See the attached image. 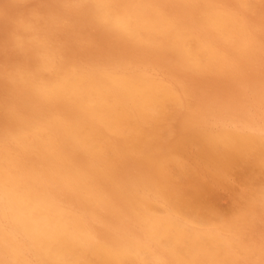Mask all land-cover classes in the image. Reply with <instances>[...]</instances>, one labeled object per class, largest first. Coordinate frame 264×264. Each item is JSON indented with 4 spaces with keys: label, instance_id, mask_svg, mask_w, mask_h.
Returning <instances> with one entry per match:
<instances>
[{
    "label": "bare ground",
    "instance_id": "1",
    "mask_svg": "<svg viewBox=\"0 0 264 264\" xmlns=\"http://www.w3.org/2000/svg\"><path fill=\"white\" fill-rule=\"evenodd\" d=\"M185 1L191 5V0ZM202 3L207 4V0ZM225 3L221 2L219 11L226 17L216 24L220 31L218 40L201 39L197 35L192 38L188 35L189 41L185 39L189 44L196 40L202 45L203 54L196 55L202 60L200 65L203 69L210 67L208 62L211 56L217 60L214 63L223 69V60L228 57L231 68L236 69L238 64L235 62L242 59L239 53L242 45L251 41L245 28V4L238 5L232 0ZM173 5V2H169L167 7ZM164 7L165 1L149 2L152 16L162 23L178 24L185 36L188 27L190 30L200 29L207 23L204 21L207 15H204L199 16L191 26L193 22L189 24L188 14H167ZM213 8L217 9L218 6L213 5ZM214 15L215 11L209 16ZM105 47L107 44H103L102 48ZM248 47L256 52L263 51L261 56L264 57V47ZM105 52L103 50V54ZM51 59L41 63L42 74L54 70ZM143 60L139 57L122 60V72H103L105 69L95 59L90 61V65H99L97 69L87 70L82 61L75 62L77 72L66 77L55 78V74L48 76L45 84L35 92L40 93L24 102L23 109L5 107L8 119L13 118L19 123L16 131L13 126L4 123L1 124L3 128L0 127V202L10 204L18 196H42L61 201L76 213L82 235L71 242L54 240L39 251L27 250L16 241L10 215L0 213V264H189L194 253L204 257L206 264H254L249 263V259L256 256L253 253L254 242L258 240L257 229L261 227L252 226L244 214L237 222L228 224L227 229L232 228L233 234L237 233V238L231 241L232 233L229 230V234L222 236L216 227V222L221 221L222 217L210 210H202L198 205L190 207L188 202L181 199L172 205L166 197L178 191L173 188V181L185 177H180L182 170L179 166H207L199 163L187 149L195 134L203 137L207 133L204 130L206 124L215 122L223 135L233 136L240 126L232 128L230 124L245 119L247 124L240 129L252 130L250 122L254 124L255 118L252 113L243 110V102L249 100L247 94L254 89V93L258 94L256 98L260 97V100L256 105L251 103L247 109L261 111L264 104V70L258 71L251 79L235 71L234 74L240 76L239 85L244 87L237 92L240 101H230L226 106L230 118L225 120L221 117L226 123L215 115L218 110L210 111L203 108L201 103L200 106H192L186 116L189 121L185 125L196 123V126H184L181 134L172 136L169 130L174 127L172 122L175 117L173 120L170 116L173 108L169 110V100H173L172 105L177 108L181 104V93L163 71L142 65L140 62ZM152 83L161 89L158 98L153 96L152 99L149 95L154 93L149 91ZM61 95H65V100ZM178 109L174 110L177 112ZM72 110H75L76 119L67 118ZM17 113L21 114L18 116ZM145 123L148 124L147 130L141 137L145 145L142 149H132L125 138L126 133L131 129L137 130ZM258 131L264 139V127H259ZM113 132L116 135L110 136ZM210 141L204 138L203 146L208 153L218 157L216 148L209 146ZM245 145L246 151L258 152L264 166V140L260 144L248 141ZM127 152L132 156L125 158ZM176 166L178 168L175 169L179 170L173 172ZM156 169L158 174L154 172ZM238 172L245 177V173ZM109 176L118 179L115 188L122 195L121 201L124 203L114 201L105 188L104 185L110 182ZM262 182L263 187H260L263 189ZM105 246L113 252H104L102 247ZM261 249L264 250V247ZM165 250L169 251L163 254ZM96 257L103 259L94 260ZM259 264H264V260Z\"/></svg>",
    "mask_w": 264,
    "mask_h": 264
},
{
    "label": "rangeland",
    "instance_id": "2",
    "mask_svg": "<svg viewBox=\"0 0 264 264\" xmlns=\"http://www.w3.org/2000/svg\"><path fill=\"white\" fill-rule=\"evenodd\" d=\"M93 1L0 0V127L3 128L1 124L4 123L7 126H13L14 131H16L19 121L13 118L8 119V112L5 107L11 108L14 106L16 108L11 109H23L24 102L26 103L34 94L40 93V91L35 92L38 91L41 85L45 84L44 82L47 81L48 76L52 74L56 75L55 78L71 76L74 72H77L75 62L78 61H82L87 70L97 69L99 65L97 67H94L93 64L90 65V61L95 59L97 64H101L100 66L105 69L103 72H122L120 67L122 60L139 57L144 59L140 62L142 65L154 66L157 70L163 71L168 79H172L176 90L181 93L179 95L181 104L177 108L184 112L182 113L179 109L176 112V106L172 105L174 101L169 100L171 105L169 110L173 108L170 111V116H172V119L175 117L172 122L174 127L169 130L172 136L181 134L184 126H196V123L185 125L189 121L186 116L192 106H200L201 103H203V108L206 107L210 111L218 110L219 112H215V115L223 123H226L221 118L223 117L225 120L230 118V111L226 106L231 103L230 101H240L237 92L244 87L238 83L240 76L251 79L255 74H258V71L264 70V57L261 56L263 51L256 52L248 47L251 45L264 47V0H253L254 4L252 0H232L233 3L238 5L240 3L245 4L243 6L247 18H245V28L246 31H249L251 40L249 44L242 45L239 51L242 59L235 62L238 64L236 69L231 68L228 57L223 60L225 68L219 67L214 63L217 60L213 56L209 57V62L208 59H205L210 67L203 69L200 65L202 60L196 55L203 54L202 45L196 40H193V44L188 42L190 36L192 38L196 35L201 39L218 40L220 31L216 24L224 21L226 17L219 9L221 8V2L225 3L229 0H207V4H203V0H191L190 6L187 5L185 0H159V2L165 1L164 12L167 14L174 16L177 13L181 14L180 16L188 14L189 24L193 22L191 26L199 16L207 15L204 19L207 23L200 29L190 30L188 27L186 36L178 27V24L162 23L152 16L149 12V2H156V0ZM169 2L174 3L170 8L167 7ZM213 5H217L218 8H213ZM214 11L215 15L209 16L213 15ZM258 13L260 14L258 15ZM228 14L231 13L228 11ZM234 18H237V16ZM175 23H177V19ZM103 44H107V47L102 48ZM103 50L106 51L105 54H103ZM177 54L180 56L176 57ZM50 57L52 58L50 63L53 64L51 67L54 70L42 74L40 65L42 66L44 61ZM257 64H260V66ZM65 66L67 67L64 68ZM236 70L239 71L240 76L234 74ZM149 88L150 92H154L149 94L151 98L160 96L161 89L158 85L152 83ZM247 95L249 100L243 102V110L254 115V124L250 122L252 130L244 131L240 129L247 124L245 119H242L239 123L230 124L232 128L240 126L233 136L223 135L215 122L206 124L204 130L207 133H204L203 137L198 133L195 134L194 139L187 145V149L199 163L207 166H179L182 170L180 177H185L173 181V188H177L178 191L175 194L167 195L166 198L172 205L185 200L190 207L198 205L197 207L202 208V210H210L219 215L222 217L221 221L223 222H216V227L222 236L223 234H229V230L232 233L231 241L237 238V233L233 234L232 228L227 229L228 224L237 222L244 214L245 219L250 223L252 222V226L261 227L257 229L256 237L258 240L254 242L253 253L256 256L249 259V263L257 264L256 262H258L259 264L260 261L264 260V250L261 249V247H264V224L262 223L264 221V197L261 198V196H264V192H262L264 191V188L262 189L264 166L261 161L262 157L258 152L256 150H252L253 152L246 151L245 144L248 141L260 144L264 140L261 132L258 131L259 127H264V104L261 105L263 106L261 111L248 110L247 108L251 106V103L258 104L260 97L256 98L258 94L254 93V89ZM61 98L65 100V95H61ZM25 113L23 112V114ZM19 114L21 113H17L18 116ZM74 114H76L75 110H72V113H68L67 118L72 119L73 117L76 119L77 115ZM147 126L148 124L145 123L137 130L131 129L126 133L125 138L129 143V147L142 149L141 147L145 145V142L141 141V137L146 132ZM201 129L203 130V128ZM113 135H116V133L113 132L110 136ZM204 138L211 140L209 146L216 148L218 157L211 155L204 148ZM131 156L132 154L128 152L124 155L125 158ZM249 166H253V168ZM175 168H178V166L173 167V172L179 170ZM238 171L245 173V177H242L243 175ZM154 172L159 173L158 169ZM108 179L110 182L104 185L105 188L112 194L114 201H121L122 195L117 193V188H115L118 179L116 177L111 179L110 176ZM254 185H257V187ZM221 187L222 189H218ZM231 187L234 193H232ZM259 188L260 193L257 192ZM227 189H231V191ZM250 198L251 200H249ZM212 199H214V202H212ZM172 201L174 202L172 203ZM229 201L230 203H228ZM121 202L124 203V201ZM238 208L242 212H238ZM218 243L215 242V244ZM245 243H247V240ZM102 248L106 253L113 252L108 246ZM165 251H163V254L169 250ZM191 258L193 259L192 264H206L204 257L199 254L194 253ZM101 259L103 258H94L97 261ZM194 261L197 262L194 263Z\"/></svg>",
    "mask_w": 264,
    "mask_h": 264
},
{
    "label": "clouds",
    "instance_id": "3",
    "mask_svg": "<svg viewBox=\"0 0 264 264\" xmlns=\"http://www.w3.org/2000/svg\"><path fill=\"white\" fill-rule=\"evenodd\" d=\"M0 213L10 215L17 243L39 251L54 240L75 241L82 235L76 213L49 197L18 196L10 204L0 202Z\"/></svg>",
    "mask_w": 264,
    "mask_h": 264
}]
</instances>
